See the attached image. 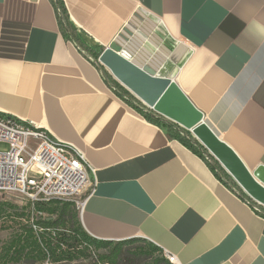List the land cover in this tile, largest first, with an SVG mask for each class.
I'll list each match as a JSON object with an SVG mask.
<instances>
[{
  "label": "crops",
  "instance_id": "crops-1",
  "mask_svg": "<svg viewBox=\"0 0 264 264\" xmlns=\"http://www.w3.org/2000/svg\"><path fill=\"white\" fill-rule=\"evenodd\" d=\"M63 1L84 44L124 43L177 83L249 170L264 167V0ZM0 114L84 154L91 237L143 239L173 264H264V217L111 90L65 38L53 0H0Z\"/></svg>",
  "mask_w": 264,
  "mask_h": 264
},
{
  "label": "trees",
  "instance_id": "trees-1",
  "mask_svg": "<svg viewBox=\"0 0 264 264\" xmlns=\"http://www.w3.org/2000/svg\"><path fill=\"white\" fill-rule=\"evenodd\" d=\"M53 2L65 38L72 41L80 52L101 69L111 90L146 120L164 128L171 139L181 142L204 160L225 186L264 217V207L244 192L191 132L147 107L109 72L101 68L98 64L101 53H97L83 43L70 21L65 2L63 0H53ZM75 209V204L72 202L56 200L37 204L28 202L22 207L0 200V217L9 215L17 221L11 239L4 246H0V264H45L47 261L50 264L74 263L86 257L91 248L104 251L99 254L94 264H139L138 262L144 258L150 261L148 264H173L164 256L156 257V253L164 255V251L150 242L147 243L148 250H140L137 253L132 250V246L140 242V239L112 242L91 237L84 230L81 221L77 222L79 213ZM37 215L48 217H37Z\"/></svg>",
  "mask_w": 264,
  "mask_h": 264
},
{
  "label": "built area",
  "instance_id": "built-area-1",
  "mask_svg": "<svg viewBox=\"0 0 264 264\" xmlns=\"http://www.w3.org/2000/svg\"><path fill=\"white\" fill-rule=\"evenodd\" d=\"M120 46L126 49L124 43ZM0 144L9 146L7 151L0 150V194L31 204L72 202L82 215L93 175L83 153L39 126L3 114ZM168 258L174 263L175 258Z\"/></svg>",
  "mask_w": 264,
  "mask_h": 264
},
{
  "label": "water",
  "instance_id": "water-1",
  "mask_svg": "<svg viewBox=\"0 0 264 264\" xmlns=\"http://www.w3.org/2000/svg\"><path fill=\"white\" fill-rule=\"evenodd\" d=\"M99 61L147 107L191 132L244 192L264 207V167L254 172L249 170L238 154L208 126L204 114L172 78L142 68L117 43L106 48Z\"/></svg>",
  "mask_w": 264,
  "mask_h": 264
},
{
  "label": "rangeland",
  "instance_id": "rangeland-1",
  "mask_svg": "<svg viewBox=\"0 0 264 264\" xmlns=\"http://www.w3.org/2000/svg\"><path fill=\"white\" fill-rule=\"evenodd\" d=\"M123 53H125V52L123 51ZM101 54H102V52H101ZM127 56H128V54H127ZM98 62H99L98 64L101 66V68H103L105 70V72H109L111 74V72L104 65H102L100 63V61H98ZM0 150L7 151V150H9V146L5 145V144H0ZM0 200L12 202V203L17 204L21 207L25 206L27 204L26 200L19 198V197H15V196H10V195L0 194ZM75 210H76V212L78 211L77 209H75ZM38 216H40V217L43 216L44 218L48 217L47 215H37V217ZM79 220H80V214H79V217L77 219V222ZM16 224H17V221L13 220L12 217L9 215H6L4 217H0V246H4L11 239L12 234L14 233ZM147 243H148V241L145 242L143 239H140V242H137L135 245L132 246V250L137 251V253L140 250L146 251L149 249V245ZM101 252H104V251H98L95 248H91L90 251L87 253L86 257H83L74 263H67V264H94L97 261L99 254ZM155 256L156 257L164 256L166 259L169 260L168 256H166L165 253H164V255L156 253ZM149 262H150L149 260H145V258H144L143 260L139 261L138 263L139 264H148ZM45 264H50V263H49V261H47Z\"/></svg>",
  "mask_w": 264,
  "mask_h": 264
},
{
  "label": "bare ground",
  "instance_id": "bare-ground-1",
  "mask_svg": "<svg viewBox=\"0 0 264 264\" xmlns=\"http://www.w3.org/2000/svg\"><path fill=\"white\" fill-rule=\"evenodd\" d=\"M131 40H132V38H131ZM146 41H148V40H146ZM134 50V49H133ZM129 57V56H128ZM130 58V57H129Z\"/></svg>",
  "mask_w": 264,
  "mask_h": 264
}]
</instances>
